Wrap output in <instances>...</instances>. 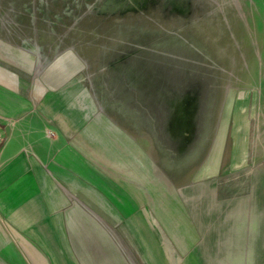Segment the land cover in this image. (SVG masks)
<instances>
[{
    "label": "rangeland",
    "instance_id": "1",
    "mask_svg": "<svg viewBox=\"0 0 264 264\" xmlns=\"http://www.w3.org/2000/svg\"><path fill=\"white\" fill-rule=\"evenodd\" d=\"M0 24L112 139L97 164L128 187L93 214L126 263L264 264V0H0Z\"/></svg>",
    "mask_w": 264,
    "mask_h": 264
},
{
    "label": "crops",
    "instance_id": "2",
    "mask_svg": "<svg viewBox=\"0 0 264 264\" xmlns=\"http://www.w3.org/2000/svg\"><path fill=\"white\" fill-rule=\"evenodd\" d=\"M12 43L0 35V124L10 126L0 149V264H128L93 214L114 210L95 193L123 197L124 185L105 181L97 164L95 146L112 139L88 124L78 103L32 80L25 51Z\"/></svg>",
    "mask_w": 264,
    "mask_h": 264
},
{
    "label": "bare ground",
    "instance_id": "3",
    "mask_svg": "<svg viewBox=\"0 0 264 264\" xmlns=\"http://www.w3.org/2000/svg\"><path fill=\"white\" fill-rule=\"evenodd\" d=\"M30 40V39H29ZM37 44V43H36ZM28 45V48L33 51L34 53H38V49L37 47L35 46H32L31 44H27ZM68 54L71 58H66V59H69V62H67V64L65 63V67L63 68V72H64V76L68 75L70 73V70L73 69V66L78 64L79 66L81 65H85L84 61L82 58H79L78 56H76L74 53H66ZM56 67V66H55ZM139 72V71H138ZM44 73L45 71L43 70L41 72V77H42V81H44L48 86L52 87V89H54L55 87H58L57 84H58V81L60 80H57V78L55 77V75L59 76L57 73L53 74L52 77H50L49 75V78L46 79V77H44ZM42 86V85H41ZM196 118V117H195ZM168 130V129H167ZM177 138V137H176ZM175 138V139H176ZM206 150V149H205ZM201 155V154H200ZM186 167V166H185ZM164 168V167H163ZM169 168V167H168ZM109 232V231H108Z\"/></svg>",
    "mask_w": 264,
    "mask_h": 264
},
{
    "label": "built area",
    "instance_id": "4",
    "mask_svg": "<svg viewBox=\"0 0 264 264\" xmlns=\"http://www.w3.org/2000/svg\"><path fill=\"white\" fill-rule=\"evenodd\" d=\"M14 123V120H11L9 124ZM6 141V131L3 125L0 124V149L2 148L3 144Z\"/></svg>",
    "mask_w": 264,
    "mask_h": 264
},
{
    "label": "water",
    "instance_id": "5",
    "mask_svg": "<svg viewBox=\"0 0 264 264\" xmlns=\"http://www.w3.org/2000/svg\"><path fill=\"white\" fill-rule=\"evenodd\" d=\"M5 131H6V134H8L10 132V126H6Z\"/></svg>",
    "mask_w": 264,
    "mask_h": 264
}]
</instances>
